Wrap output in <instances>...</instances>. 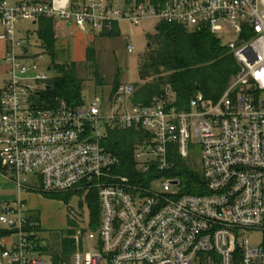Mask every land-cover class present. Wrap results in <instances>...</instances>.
Listing matches in <instances>:
<instances>
[{
    "label": "built area",
    "instance_id": "built-area-1",
    "mask_svg": "<svg viewBox=\"0 0 264 264\" xmlns=\"http://www.w3.org/2000/svg\"><path fill=\"white\" fill-rule=\"evenodd\" d=\"M43 17L102 34L120 21L207 27L240 69L217 100L199 91L186 106L169 88L135 102L132 83L82 105L46 106L32 100L50 79L41 70L45 53L32 52L18 31L20 22ZM0 28L7 43L0 68L8 74L0 174L9 173L17 190L15 201H0V224L12 230L0 240V264H48L26 191L98 195L97 232L76 231L71 260L50 254L52 264H264V0H0ZM126 49L135 51L130 35ZM116 128L140 132L133 164L106 145ZM193 134L205 193L175 188L182 184L176 163L189 157ZM11 236L17 241H4Z\"/></svg>",
    "mask_w": 264,
    "mask_h": 264
},
{
    "label": "trees",
    "instance_id": "trees-1",
    "mask_svg": "<svg viewBox=\"0 0 264 264\" xmlns=\"http://www.w3.org/2000/svg\"><path fill=\"white\" fill-rule=\"evenodd\" d=\"M55 21L54 18L46 17L39 21L38 34L42 48L51 58L50 65L59 69V73L48 81L47 86L50 88L42 91L39 97L46 106L56 105L60 101H65L71 106L82 105L86 100L83 96L84 80L79 77L76 67L79 63L55 61L58 32ZM116 31L115 25L111 33L107 34ZM149 42L151 46L138 61L140 82L134 84L135 99L143 104L149 103L155 96H162L167 88L175 94L176 103L180 106H186L199 91L206 98L217 100L240 69L230 48L221 37L212 33L207 27L189 28L180 23L160 22L156 26V31L150 35ZM90 50L91 48L88 47L87 60L93 61ZM97 83L100 84L99 81ZM118 86L119 84L115 85L113 91ZM140 140V132L116 128L110 130L106 145L124 162L133 164L134 147ZM174 175L184 182L186 192H206L203 179L182 160H177ZM86 197L91 210L92 223L99 224L98 195L96 192H90ZM72 226L74 227L73 224ZM11 231L0 228V240ZM69 232L72 234L75 229H69ZM74 246V239L65 238L61 253L73 250ZM2 249L0 243V252ZM60 255L59 252L54 254L55 259H59Z\"/></svg>",
    "mask_w": 264,
    "mask_h": 264
},
{
    "label": "rangeland",
    "instance_id": "rangeland-1",
    "mask_svg": "<svg viewBox=\"0 0 264 264\" xmlns=\"http://www.w3.org/2000/svg\"><path fill=\"white\" fill-rule=\"evenodd\" d=\"M159 23L156 19L145 21L141 25L120 21L118 30L115 33L102 34L96 32L94 33L93 41L88 39V45L91 48L90 57H92L93 61L86 60L83 63L78 62L79 65H76L79 77L84 80L83 96L87 103L96 95H106L105 97L108 98V95L117 84H135L140 82L138 61L139 58L146 54L149 47L148 43H150L149 37L156 31V26ZM18 27L22 31V36H26L29 39L28 45L32 48V52L41 51L38 26L28 21H22ZM128 35L133 37L135 46L133 53H129L126 49V37ZM231 38H233L232 33L229 35V39ZM58 44L59 42H56V46ZM59 48L63 49V55H67V57L60 59L58 63L72 62L70 57H73V45H71L70 41L64 39V43L59 44ZM41 70L48 73L50 78L59 73V69L55 66L49 68V65H42ZM2 78V75H0V84ZM44 90L42 88V91ZM32 100L42 103L39 96L33 97ZM135 102H137L136 99ZM189 154V157L182 159V161L195 170L203 179L202 145L199 137L195 136V134L192 135L190 140ZM27 184H33V181H29ZM175 188L185 192L184 182L182 181V184ZM14 194L15 191L0 187V200L2 203L15 201V199H11ZM50 194L37 193L38 203L33 211V216L40 223V236L47 242L44 246L38 248L37 251L44 255L48 264H52L49 255H54L58 252L61 254L59 259L71 260L74 249L61 253L65 238L72 239L71 235L76 231V234L79 233V230L86 231V225H90L89 227L92 231L97 232L98 230V223H92L91 210L85 193ZM0 228H3L2 224H0ZM73 228L75 232L71 234L69 229ZM17 239L18 237L14 236L15 242ZM257 239L261 242L263 240L260 236ZM85 246V249L88 250L89 245L85 244Z\"/></svg>",
    "mask_w": 264,
    "mask_h": 264
},
{
    "label": "crops",
    "instance_id": "crops-1",
    "mask_svg": "<svg viewBox=\"0 0 264 264\" xmlns=\"http://www.w3.org/2000/svg\"><path fill=\"white\" fill-rule=\"evenodd\" d=\"M55 24H56V28H57V42H59V44L61 45L62 43H64V39H68L71 43V45H73V57H70L72 61H76V62H85L88 59V39L90 41L94 40V31L91 30H81L76 28L73 24L66 22L64 20H60V19H55ZM40 21V20H39ZM39 21L37 23H33L34 25L39 27ZM116 29L118 30V25H116ZM18 31H19V35L22 36V31L19 30L18 27ZM0 32H1V28H0ZM63 41H62V40ZM40 40V38H39ZM40 50L45 53V61L44 63H42L41 65H49V68L51 67V58L46 54L45 50L42 48V41L40 40ZM59 44L57 45L56 48V52H55V60L58 62L60 59L67 57V55H63V49L59 48ZM35 45L37 46V44L35 43ZM30 50L32 49L29 46ZM6 50H7V43L6 41H4L3 39L0 38V65L2 64V59L4 58L5 54H6ZM32 51V50H31ZM0 75H2V82L0 84V94L3 91V89L5 88L6 82L8 80V74L6 73V70L4 69L3 66H1L0 68ZM33 181V179H32ZM0 187H3L4 189L7 190H13L15 191V194L13 196V198L11 199H16L17 198V190L15 187V183L12 179V176L7 173L4 172L2 174H0ZM37 193L34 192H30V191H26L24 193V199L29 207V209L31 211H34L36 204L38 203V198H37ZM16 196V197H15ZM1 201V200H0ZM14 240V236L8 237L6 238L4 241H8V240ZM45 243L46 240H45Z\"/></svg>",
    "mask_w": 264,
    "mask_h": 264
},
{
    "label": "water",
    "instance_id": "water-1",
    "mask_svg": "<svg viewBox=\"0 0 264 264\" xmlns=\"http://www.w3.org/2000/svg\"><path fill=\"white\" fill-rule=\"evenodd\" d=\"M148 46H150V43H148ZM25 50L27 51V50H28V48L26 47V48H25ZM46 88H47V89H49V88H50V86H47ZM38 94L40 95V92H39ZM175 183H177V181H175Z\"/></svg>",
    "mask_w": 264,
    "mask_h": 264
}]
</instances>
